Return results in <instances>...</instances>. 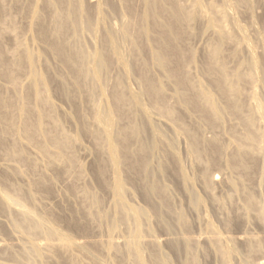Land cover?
<instances>
[{"label":"bare ground","instance_id":"bare-ground-1","mask_svg":"<svg viewBox=\"0 0 264 264\" xmlns=\"http://www.w3.org/2000/svg\"><path fill=\"white\" fill-rule=\"evenodd\" d=\"M29 1L30 7H26L29 9L28 13H30V28H35L36 32H34L37 33L38 37L45 42L44 47L46 44L47 48L45 49L47 51L49 49L53 56H55L52 57L57 58V60L61 63L59 64L62 65L61 67H63L65 71L67 69V78L73 88V91L85 100L90 105L92 110L91 123L93 126L85 123V121L82 122V125L79 128L81 133H86L93 139L95 147H97L99 151H102L104 153L103 156H105V159L100 160L96 166V176L102 187H106L113 198V202H111L113 203L112 207L114 210L111 213L113 214V219L111 218L112 221H110L113 223L111 224L109 222L110 226H107L109 231L106 235L109 237L114 230L115 231L113 233L116 234V230L120 229L119 226L122 227V229H125L127 235L125 237V233H121L122 230H117V232L119 231L120 234H123V240H120L122 241V247L119 245L120 241L117 240L118 243L114 242L115 239L112 240L110 237H107L106 241H101L100 239L99 241L97 240L94 242L75 240L71 234L59 228L57 225V221L60 219L59 216L54 215L53 212H43L45 211L44 209H41L42 212L38 211L37 206L39 204L36 205L35 203V200H37L35 198H37V196H34L35 193H33V190H39V192L41 190L49 192V183L47 184L49 180L45 184L42 177L38 176V178L31 183L26 181L28 185L30 184V186L25 188L27 190H24L25 186L21 187L13 184L15 181L12 183L9 180L11 177L8 178L9 176L7 177L6 175H1L0 173V179L2 182V185H0V211L4 214H8L7 220L9 219L8 221L10 222L6 220V227L11 224L10 229L17 233V235L14 232H11L10 234H12V236L14 235V237L15 235L21 237L22 240L24 239V243L21 242L22 245L18 248L20 249L19 251L11 248L13 245L5 246L4 244H0V253L6 257L5 259H7V257L10 259L11 262L9 264H47L45 261H50V259L56 260L59 264H81L80 262L84 259L87 261V263L82 262L84 264H122V260H118L119 262L117 263L110 260L108 261L110 258L106 260L104 256L110 252H114L116 255L121 257L120 259L124 258L130 263L146 264L143 253L145 254L147 249V253L149 252L148 255L151 260L150 264H170V261L161 251V246H159L160 243H158L160 241L154 238L155 240H152L155 242H153L151 237V242H146L145 240V235L149 233V230L144 227V224L148 223L149 220H153L152 218L149 219L150 212L155 213L154 215L162 212H158L159 208H161L160 210H163V208L164 210H167L169 214L172 215L174 223L181 228L182 232H184L182 237L180 235V241H178L179 238L177 241H173L171 239V243H168L170 242V239L167 241V243L170 244L173 250L178 254L180 253V249H182L186 254L184 260L182 261L181 259V264H200L197 262L193 251L194 247L200 244V240L202 238L198 237H200L203 232L197 238H192V236H190L191 234L188 235V232L190 231V223L188 222L184 211L182 210L181 212L173 209L175 207H172L170 203L168 188L164 182L162 183V179L160 180L158 176L161 175V172H164L165 170L167 171L168 169V165L165 160L166 157L161 158L159 162L156 161L157 163L155 164H159L157 172L154 173L151 168V161L154 158L153 156L158 151L160 152L159 149L161 146H165L167 151L169 150V153L173 156L170 157L174 159V170L176 174H178L177 177H179L182 183L181 186L183 185L182 187H184L183 189L185 190L188 189L186 192L189 197L188 201H190L189 203L192 205L190 207L198 209L205 203L201 204L202 199L199 198L200 196L198 197V195L194 194L195 192L189 190L192 184H190V179L187 178L188 175H185L180 165L181 163H179L180 160L178 161L177 159V157L179 158V155L176 153V156L174 152V142L177 137L174 139V137L172 138L170 135L171 139H169L170 137L167 138L165 135L166 132L164 133L166 129L162 130L161 126H158L160 123L158 125L156 124L157 119L153 122L152 119H154V116H150L153 110L150 112L149 107H147L148 104H144L148 101L145 102L144 99L142 101L143 96L150 99L152 105L149 106L156 108L158 113L156 116H162V118L165 117L167 120L165 121L169 123L168 126L173 130L172 132L175 133L174 136H180L179 138H181V134H183L185 135L184 138H188L190 156H193V158L195 157L196 161H199L197 159H201V157L204 156V153L209 154L210 152H213L218 155L221 151L224 152L225 149L223 145L224 143L221 141L223 143L222 144L217 137L214 136L210 139H205L202 136V124L212 130L218 127L222 128V126L224 128L226 123L224 125L222 124L224 123L225 118H229V120L233 118L236 120V122L234 120V124L236 123L235 125L229 126L231 135L230 143L234 146L230 166H232L233 169L238 171L240 170L243 175L240 179L238 178L239 181L237 182L227 179L226 184H228L233 192H236V190H240V187L237 186V183L240 182L241 190L245 193V204H243L245 212H252L251 214L254 213L259 220H263L264 205L262 206L260 203L257 204L254 193L246 189L245 181L252 177L251 174L256 167L257 157H262L264 160V147L262 145V140L264 139V131L262 129L264 125V105L258 97L259 94L255 88V84L258 81L262 83V86H264V73H261L260 76L257 75L259 66L257 63L258 61L254 55L255 53H253L254 51L251 50V47L247 42H245V44H247L245 48L249 50V56L246 60L240 62V64L236 66L237 68L233 70L229 69L224 60V43L226 41H231L232 37L231 30L228 28L230 30L229 31L225 27L226 20L228 19L227 17L230 14L227 13L228 10L226 11L227 6L228 8H230L229 6L231 4L239 6L246 3L245 0H232L231 4H228L227 6L223 5L225 7L218 9L214 3H211L212 1L208 2L205 0H188L189 3L191 2V7H188V4L183 3L185 0H142L143 10L141 12L139 11L140 13L136 11V7L134 8V4L132 3L133 0H121L122 3L120 4L124 5L123 7H125L126 13L123 11L124 13L122 14L120 11V16H124L125 14V17H122L123 19L120 20L121 22L119 21L120 24L117 23V27L113 26L112 23H107L111 26L105 29L104 35L102 34L103 38L100 39L101 41L99 44L92 42L94 45L92 49L90 47L91 50H87V47L84 46V35L88 33L93 35L92 37L96 39L98 28L100 26H104L106 23L105 20H108V17L104 14V4H108L106 6L111 5L110 7H113L111 2L112 0ZM225 1V3H229L231 0ZM14 2L17 4L18 0H14ZM19 2L21 3V0ZM11 6L13 7V5ZM43 7H45V9L49 8L48 10L51 11V13H49L51 14V19L49 21L50 24L46 21V10L44 11ZM106 9L108 8L106 7ZM105 12H107V10ZM9 14H11V12ZM202 14L204 15L206 27L213 29L214 32L212 33H215V40L212 45L210 44L211 47L208 52L209 54L207 53V58L204 61L206 62V66L204 65L205 71H203L208 75L207 77H209V85L207 86L201 82L202 80H193L191 78L193 76H190V72H188V63L194 62L193 58L195 55L184 45V40L187 38L186 30H188V28L197 18H199L200 15L203 16ZM8 24L12 25L10 23ZM114 24L116 25V23ZM3 27L0 26L1 79L3 77V79L7 82L6 84H8L12 91H14L16 90L17 82L19 83V81H17L18 73H16V71L25 69L26 73L24 74H27L25 76L28 78L27 81L29 80V83L31 84V86H29V84L28 86L31 87L30 89L32 90L31 98L33 102L30 103V101H28L25 97L21 96L22 100L19 98V101L16 102L17 100H15V102H22L16 104L14 100L12 101L9 99L11 97H6L5 94L2 93L3 91H0V151H2L4 155L6 154L8 157L13 158V160L19 159L26 163L29 167L36 168L37 163L34 158L30 156V154L29 156L33 159L28 157L20 146V141L24 140L25 145L27 143L28 146H33V149L35 147L36 149L34 150H37L36 152L47 158L48 166L52 167L56 164L57 167L58 164L70 166L75 160L73 146L78 142V135H71L69 132L67 133L65 128L62 127V123H60L61 120H59L60 116L57 114L58 109L56 110V107L54 108V102L51 101L52 98L48 88L50 77L46 76L47 74L45 75L42 73L41 70L40 72L38 70L40 67L37 68V64H39L38 62L40 59L44 58V52H36L38 50H32L29 46L28 48L23 40H21L22 38H19V40H16V48H14V51L11 50L12 55L10 57V61L6 56L7 52L3 47L4 39L2 38L1 40V36L4 32H10L11 35V32L14 30L12 26L11 28L6 29ZM240 29L241 28L239 27L238 30L242 32V29ZM98 33L101 32L99 31ZM14 34H12L11 37H13ZM15 38L18 37L15 36ZM15 38L13 37V39ZM242 42L244 43V40H242ZM122 43H127L131 50H133L136 54H140V51L147 49V52L150 53L151 57V59L149 58L151 60L150 65L153 64V66H156L158 69L157 71L160 70L164 77L159 76L161 77L159 78L156 75V77L150 75V69L146 66L149 61L145 63L146 61L138 60V63L140 62L138 70L140 73L138 75L140 78L139 81H141V84H139L140 86L142 85V88L137 89L141 90L140 92L131 91L133 87L130 86L131 83L128 81L130 83L129 87L132 89L128 88L127 79L132 74L131 71H133L131 62L129 61L132 56V52L129 53V50L126 49L128 51V55H131L127 57L121 49L127 47L125 44L124 47H122ZM11 51L9 50V53H11ZM137 57L139 58V56ZM135 62L137 61L135 60L134 63ZM113 66L119 68V70L116 68L117 74L120 72L114 77L111 76L112 71L110 74V70ZM148 67L153 68L151 66ZM161 73L158 74L161 75ZM162 78H165V83L168 82V85L169 81L171 84L173 82V85H170L174 88V90L172 89V95L176 100V105H174L173 102V105L170 104V99L167 101V94L165 95V84ZM65 81L66 80L61 81L62 84L61 87L58 88V91L67 97V95L71 94V87L68 85V82ZM108 82L111 83V89L109 91L106 89L108 86L105 87ZM247 84L251 85V91L249 90L250 92L248 91V94L244 91L246 88L245 85ZM87 85L88 87L87 89L85 88V93L82 94V92H84V86ZM6 88L8 89V87ZM17 93L15 97L20 95H17ZM72 98L75 97L73 96ZM179 110H183L185 114L186 111L194 113V115H197L196 119L199 120L200 124L196 123L197 125L195 124L189 126L183 121L181 113L184 112L182 111L180 113ZM139 114L140 117H138ZM69 115L71 116L72 114H68V116ZM141 116H143V122H139V119H137V117L142 119ZM45 121L49 122V127L45 125ZM237 127L240 128V131H237ZM6 135L13 136V141L9 140L10 143H8L5 139ZM231 145L229 146L231 147ZM229 146L227 144L226 147L230 148ZM167 151L165 152L167 153ZM159 154L162 155V152L158 153V155ZM164 156H167V154ZM10 158L8 160H10ZM168 161L170 162V160H167V162ZM263 163L260 164V167L262 165L264 169ZM6 166L7 164L5 167ZM16 166L15 168L17 169ZM8 167L6 169L11 171ZM19 169L20 168L18 167V170ZM108 170L110 171L109 175ZM14 172H16V170ZM14 172H12V174ZM126 172L131 175L133 174V176H136L142 181L140 191H142L144 197L149 203V207L147 206L148 208L145 206L136 207V205L134 206L133 203H129L127 201L128 198H126V196H128V194L126 195V193L129 189L127 190L126 184L127 180L130 178ZM19 173L22 172L20 171ZM17 175L19 174H16V176ZM209 175L207 170H204L202 173L203 184L207 188H211V185L213 184L215 185L216 181ZM21 176L23 175L21 174ZM131 179L135 178L131 177ZM187 185L190 187H187ZM88 192L89 191H87V193ZM90 197V208L84 212L85 217L89 220H98L97 222L99 223V221H102L105 216L103 215L104 210H102L101 214L98 213L100 210L97 212L98 206L101 203V198H99L98 195L96 196L93 194ZM152 197L159 198V202H157L158 205L154 204V201H151L153 199ZM229 197H232V195ZM108 213L105 214L109 216L110 213ZM205 214L206 213H204V215ZM161 215L162 213L160 216ZM107 216L105 218H107ZM79 219H76V217L69 218L67 219V223L69 227L85 233L88 228L86 224H83V222ZM161 219L165 220L163 218ZM199 219L201 220V218ZM106 220L104 222H107ZM208 221L205 222L206 225ZM98 223L96 226H98ZM165 223L163 226H165ZM228 223V225H230L229 221ZM170 224L171 222L168 226H170ZM171 225L173 226V224ZM210 225L211 224H209V226ZM160 226H162V224ZM172 226H170L171 229L173 228ZM170 227L167 229L171 230ZM207 229L209 230V233H207V231L204 232L208 235L210 234V236H201L204 237L202 240L210 243V248H214V250L210 249V251L212 250L216 252L215 254L219 255L216 256L221 258L224 264L233 263L230 262L233 260L232 257H234L238 251V248H236L237 243L243 242L244 244H240H246L247 251L249 252H261L264 248V241L261 240V238L254 239L249 236L250 238L247 240L245 239L247 238L246 236H244L245 238H242L238 235L235 238L229 237L230 239L226 241V239L220 236L222 234L218 235L219 232L216 233V228L214 229L213 225L209 228L207 226ZM169 230L165 232H168ZM151 233L152 231L149 235L152 236L153 233ZM114 234L111 235L114 236ZM18 237H15L17 238V241ZM38 238L43 239V241L37 240ZM18 242L20 243V241ZM144 249H146L145 252ZM110 254L112 256V253ZM111 260L115 261L117 259L114 258ZM246 261H248L247 264L254 263L252 260L251 262L250 260ZM255 263L257 264V262ZM0 264L4 263H1L0 261Z\"/></svg>","mask_w":264,"mask_h":264},{"label":"rangeland","instance_id":"rangeland-1","mask_svg":"<svg viewBox=\"0 0 264 264\" xmlns=\"http://www.w3.org/2000/svg\"><path fill=\"white\" fill-rule=\"evenodd\" d=\"M19 1L20 0H18L19 4L16 2L19 6L17 4H15L14 0H1V3H0V9H1L0 10V16H1L0 17L1 18L0 19V21H1L0 26L1 27L5 26V27H3L5 29L11 28V26H12V28L14 30L13 32L15 33L14 34L13 32H11L12 34H14L13 37L14 38H15V36L18 37V38L13 39V37H11L12 34L10 35V32H4L5 34L3 33V35H2L3 37L1 36V40H2V38L4 39L3 40V47L5 48V50L7 52L6 56L11 61L10 57L12 55V51H14V48H16V40H19V38L20 39L22 38L21 40H23V42L26 44V46L27 47L29 46L30 49L31 48H32V50L36 49V50H38L36 52H40V53L44 52V54H43L44 56L42 55L44 58H41L42 60L40 59V61L38 62L39 64H37V68L40 67L38 70L39 71L41 70L42 73H44L45 75L47 74L46 76L50 77L48 88H49L50 95L52 98L51 101L54 102L53 104L55 105V106L54 105L53 106H54V108L56 107V110L58 109L57 114H58V116H60L59 117V120H61L60 123H62L61 125L63 128H65L67 133L69 132V134H71V135H78V142H77L78 144L76 143L73 146L75 160L72 162V164L70 166L67 165L69 167H67L64 164H62V165L58 164V167H57V164L50 167V166H48L47 158L45 156L36 152L37 150L36 151L34 150V149H36L35 147L33 149V146L30 147V145L28 146L27 143L25 145L24 140H22V141H20V146L22 147V149L24 150V152L26 153V155L28 157L32 156L34 158V160L37 163L36 164L37 167L31 168L28 165H26V163H24L23 161H21L19 159H18L19 161L17 159L13 160V158L8 157L6 154L4 155L3 152L0 151V173H1V175H6L7 177L9 176L8 178L11 177L9 180L12 183H13V181H15V183H13V184L19 185L21 187L25 186L24 190H27L25 188L26 187L28 188L30 186V184L28 185V183L33 182L36 178H38V176L42 177L45 184L49 180L47 182V184L49 183L48 186L51 188V189L49 188V192H44L42 190L39 192V190L38 191L33 190V193H35L34 196H37V198H35L37 200L34 199L35 203H36V205L39 204L37 206L38 211L42 212L41 209H44L45 211H43V212H46V213L47 212H49V213L53 212L54 215L59 216L60 219L57 221V225L59 226V228L68 232L69 234H71L75 240L94 242L97 240L99 241V239H100L101 241H106L107 237H108L106 234L109 231L108 227L110 226V223H111L110 221H112V219H113L112 218L113 214H111L114 211L113 207H112L113 203H111V202H113V198L111 197L112 195L109 192V190L106 187L105 188L102 187V185L99 183L97 176H96V166L100 160L105 159V156H103L104 153L102 151H99V149L97 147H95L93 139L89 135H87L86 133L85 134L81 133L80 128H79V127H81L82 122H85V121H86L85 123L89 124L90 126H93V124L91 123V114H92L91 111L92 110L90 108V105L85 100H83L80 96H78L77 93H75L73 91V88H72V86L69 83L68 78H67V69L65 71L64 68L61 67L62 65H60L61 63L57 60V58H53L55 56H53V54L49 51V49H48V51L45 49V48H47L46 44L44 47L45 42L41 38L38 37L37 33H35L36 32L35 28L34 27L30 28L31 24H29V23H31V19L29 17L30 13H28L29 12L28 8L30 7L29 6L30 1L29 0H21V3ZM133 1H132V3L134 4V8L136 7L135 8L136 11L138 13H140L143 10L142 0H133ZM205 1H208V2L212 1L211 3H214L216 5L217 9L225 7L223 5L227 6L228 4H231V2H232V0L231 1L229 0L230 2L227 1L229 3H225L226 2L225 0H224L225 2L223 0H205ZM245 1H246V3H243L239 6L231 4L229 6L230 8H228V6H227V9L225 8L226 11L228 10L227 13L228 14L230 13L229 16L227 17L228 19L226 20V26L225 27L227 29L229 28L231 30L232 37H231V41H226L224 43V49H225L224 60H225V63L229 69L233 70V69L237 68L236 66H238L240 64V62L246 60L247 57L249 56V54H248L249 50H247L245 48L247 46V44H245V42H247L249 44V46L251 47V50L254 51L253 53H255L254 55L257 58L256 60L258 61L257 63L259 65L257 75L260 76L261 73H264V0H249V1L245 0ZM111 2H112L113 7H110L111 5L106 6L108 4H104L105 11L107 10V12L104 11V14H105V16L108 17V20L107 19L105 20L106 23L104 24V26H100L98 28L97 33H96V39L94 37H92L93 35H91V34L87 33L84 35V37L86 38L85 39L83 37L85 40L84 46L87 47V48L85 47L87 50H91L93 48L94 44L92 42L99 44V42L101 41L100 39L103 38L105 29H107L111 26V25L110 26L108 25L109 23H112L113 26L117 27V23L120 24V22H121L120 20L123 19L122 17H125V14H124V16H120L121 15L120 11L122 12V14L125 12V7H123L124 5L120 4V3H122L121 0H118V1L112 0ZM114 2H116V3H114ZM183 3L188 4V7H191L190 6L191 2L189 3L188 0L183 1ZM3 4L5 7L3 6ZM11 5H13V7ZM26 6H28V8ZM115 6L118 8H116ZM2 7H3V9H2ZM106 7L108 9H106ZM104 8H103V10H104ZM48 9L49 8L45 9V7H43V10L44 11L46 10V12H45L46 13L45 16L47 15L46 21L48 24H50L49 21L51 19V14H49V13H51V11ZM10 12H11V14H9ZM200 16H199V18H197L198 20L196 19L193 22V24L188 28V30H186L187 38H185V40H184L185 41L184 45L186 47H188V49L191 52H193V54L195 55L194 56L195 59L193 58L194 62L188 63V72H190V76H193L191 78L193 80H197V79L199 81L202 80L201 82L207 86V85H209V79H208L209 77H207L208 75L205 74V72H204L205 71L204 68L206 66V62H204V61L206 60L207 55L209 54L208 52L210 51V47L215 40V37H214L215 33H212V32H214L213 29L206 27V25H205L206 22L204 21V15L201 16V18L203 17L202 19L200 18ZM116 20H117V22H116ZM1 23L2 24L4 23V24L2 25ZM8 23H10L12 25H9ZM114 23H116V25ZM239 27L242 29V32H240L238 30ZM33 28H34V30H33ZM206 29H210V30H206ZM99 31L101 33H98ZM101 35H102V37H101ZM94 39H95V41H94ZM90 40H92V41H90ZM242 40H244V43L242 42ZM14 43H15V46H14ZM91 43H92V46H91ZM124 44L127 48L124 47ZM121 46L124 47L125 50L128 49L129 53L132 52L131 53L132 56L128 55V53H127L128 51L126 50V52H125L124 48H121L122 51H124V54L127 55V57L131 56V58L129 57L131 60L129 58L128 59L132 65L133 71H131V72H132L133 76L131 74L127 79V82L129 81L131 83V84L129 82L127 83L128 88L129 89L131 88V87H129V84H130V86L133 87V89L131 88L132 89L131 91L140 92L141 90H137V89L142 88V85L140 86L141 81H139L140 78L138 75L140 73L138 71L139 66H140V64H139L140 62L138 63V60L139 61H146L145 63H147L149 61L146 66L151 71L150 72L148 69L150 75H152L154 77H156V76L162 77L163 76V74L161 73L160 70L157 71L158 69L156 66H153V64L150 65L151 57H150V53L147 52L148 51L147 49H145L146 51L143 49L142 51H140V54L139 53L136 54L133 52V50H131L130 46L127 45V43H122ZM90 47H91V49H90ZM9 50L10 51L12 50L11 53H9ZM134 54L139 56V58L137 56H135ZM141 58H142V60H141ZM12 59H13V57H12ZM135 60L137 61V62H135L136 64L134 63ZM148 66H151L153 68H150ZM114 67L115 66H113L110 70V74L112 71V74H111L112 77H114L115 75H118L120 73L119 72L117 74L116 68H118V67H115V68ZM24 70L25 69L16 71V73H18L17 74V81H19V83L17 82L16 90H14V91H12V89L8 86V84H6L7 82L5 81V79H3V77L1 79V76H0V91L1 92L3 91L2 93L5 94L6 97L7 96L11 97V98H9V97L8 98L11 99L12 101L14 100V102H15V100H17L16 102H18L19 98H21V100H22V97H25L28 101H30V103H32L33 102L32 98H31L32 97V90L30 89L31 87H29V86H31V84L29 83V80L27 81L28 78L25 76L27 74H24V73H26V70H25V72H24ZM118 70H119V68H118ZM64 72H66V73H64ZM152 72L154 75L152 74ZM158 73H161V75H159ZM18 75H19V77H18ZM61 76H63V77H61ZM64 76H66V77H64ZM161 77H159V78H161ZM162 79L164 80L165 78H162ZM59 80H61V81L66 80L65 82H68V85L71 87V88L69 87L71 89V92H70L71 94H69L70 96L67 95V97H66V95L59 93L58 88H60L61 84H62V82ZM165 82H166V80H164L165 92H166L165 95L167 94L166 99H167V101H169V99H170V101H171V103L169 102L170 104L173 105V103H174V105H176L177 104V103H175L176 100H175V98H173V95H172L174 88H172L171 85H173V82L171 84V82L169 81V85H168V82L167 83H165ZM28 84H29V86H28ZM256 84H255V88L257 89V92L259 94L258 97L260 98L261 102L264 105V86H262V83L259 81L256 82ZM6 87H8L9 90ZM27 87H29V88H27ZM87 87H88V85L84 86V90H83L84 92H82V94L85 93V90L87 89ZM105 87H107L106 89L109 91L111 89V83L108 82V84H106ZM245 87L246 88L244 89V91H245V93L248 94V91L249 90L251 91V89H250L251 85L247 84V85H245ZM6 89H7V91H6ZM4 90H5V93H4ZM15 92L16 93L18 92L17 95L18 94H20V95L15 97L16 96ZM72 94L75 98H72L73 97ZM170 94L172 97L170 96ZM71 98H72V100H71ZM143 99L145 102L148 101L147 103H144V104L145 105L148 104L147 107H149L150 112H151V110H153V112L150 114L151 117L154 116V119H152L153 122H155V119H157L156 124L158 125L160 123L158 126H161L162 130L166 129V131H164V133L166 132L165 133L166 137L167 138L170 137L169 139H171V136H172V138L174 137V139L177 137V139H175V142H177V141L178 142L177 143L174 142V149H175L174 152H175V154L177 153L179 155L180 159L178 157H177V159H178V161L180 160L179 163H181L180 165H181L185 175L186 174L188 175L187 178L190 179V184H192V186L189 184L191 187L188 185H187V187H190L189 190H192V192H195L194 193L195 195H198V197L200 196L199 198L202 199L201 204L205 203L202 206L200 204V206L202 208L201 207H199L198 209L196 208L197 210L193 207H190L192 205L189 203L190 201H188L189 197H188V193L186 192L188 189L186 187L187 190H185V189H183L184 187H182L183 185L181 186L182 183H181L179 177H177L178 174H176V172L174 170L175 169L174 168V162H173L174 159L171 158L173 156H171V153H169L170 151L169 150L167 151L165 146H161L159 149L160 152L158 151L155 154L156 157H155V155L153 156L156 160L153 158L154 160L152 159V161H151L152 162L151 165L154 168L156 166V168L154 169L152 166H151V168L153 169L152 171L154 173L157 172L159 164L156 165L155 163L159 162L161 158L166 157L165 160H166V163L168 165V169H167V171L165 170L164 172H161V175H158V176H159L160 180L162 179L161 180L162 183L164 182V184L168 188L170 203H171L172 207H175L173 209L179 210L181 212H182V210L184 211V214L186 215L187 220L190 223L189 224L190 225V229H189L190 231L188 232V235L191 234L190 236H192V238H197L203 232V234L201 236H204V237L206 235L210 236V234L208 235L204 231H207V233H209L207 226L209 228L210 226L213 225L214 229L216 228L215 229L216 233L219 232L218 235L222 234L220 236H222L224 239H226V241L228 239H230L229 237L235 238L238 235L241 236L242 238H245L244 236H246L247 238H245V239H247V240L250 237H252L254 239L255 238H258V239L261 238V240L264 241V239H263L264 238V218H263V220L262 219L259 220L255 216L254 213L251 214L252 212H248V213L245 212L244 205H243V204H245V193H243V191L241 190L240 182L237 183V186L240 187L241 191L237 188L238 190H236V192H233L231 190V188L228 186V184H226L227 179L228 180L231 179V180H234L235 182H237V181H239L238 178L240 179L241 176L243 175L240 170L238 171L236 169H233L232 166H230L231 165V155H232L234 146L231 145V143H230L231 142V135H230V131H229V126L236 124V123L234 124L235 119L232 118L229 120V118H225L224 123L222 124V125H224L226 123V125H224L225 129L221 125L223 129L218 127L216 129H212L214 131H212L210 128H208L207 126L202 124L203 126H201V131H202L201 133H203V135L202 134L201 135L205 139H210L214 136L217 137L220 142L222 141L224 143L223 144L221 142L224 145V148L227 150H225L223 148L224 152L221 151L218 155L214 154L213 152H210L209 154L204 153V156H202L201 159H197L199 161H196L195 157L193 158V156H190L191 154H190L189 148H188V146H189L188 138L187 137H186L187 139L184 138L185 135H183V134H181V138H179L180 136H174L175 133H173L172 132L173 130L168 126L169 123L166 122L167 120L165 119V117H163L164 118L163 119L162 116H156V115H158L156 108H154L153 106L152 107L149 106V105H152L150 99L148 97L146 98L145 96L142 97V101H143ZM149 101H150V103H149ZM21 102L22 101H20L19 103H21ZM19 103H16V104H19ZM38 106H39V104H38ZM154 110H155V112H154ZM182 111L183 110H181V111L179 110L180 113ZM155 113H157V114H155ZM68 114H72V115L68 116ZM181 114L183 117V121L186 124H188L189 126L195 125L196 123L200 124L199 120L196 119L197 115H194V113H192L190 111L189 112L186 111V114H185V112L181 113ZM189 114H191V115H189ZM138 117H140V114L138 115ZM138 117H137V119H139L138 120L139 122L144 121L143 116H141L142 119H140ZM158 120H159V122H158ZM164 122H166V123H164ZM235 122H236V120H235ZM45 123H46L45 125H47V127H49V125H50L49 122L45 121ZM262 129L264 131V125H263ZM237 131H240V128L237 127ZM167 134H168V136H167ZM263 134H264V132H263ZM5 139L8 143H10L9 140L13 141L14 138H13V136L6 135ZM187 140H188V142H187ZM227 144H228V146L231 145V147L229 146L230 148H227L226 147ZM262 145L264 147V139L262 140ZM165 151H167V153ZM161 152H162V155L167 154V156L163 155L164 156L163 157L161 154L158 155V153H161ZM230 152H231V154H230ZM29 154H30V156H29ZM177 154H176V156H177ZM157 156H158L159 160H158ZM6 157H7V159H6ZM32 157H30V158L33 159ZM169 157H170V159H169ZM9 158H10V160H8ZM167 160H170V162L168 161L169 162L168 163ZM14 161H16V162H14ZM263 161L264 160L262 159V157H257L256 167L254 168V170L251 174L252 177H250L249 180L245 181L246 189L251 191L252 193H254V196L257 200V204L260 203L262 206L264 205V173H263L264 169H263L262 165L260 167V164H262ZM6 164H7V166L5 167ZM16 165H19V166H16ZM169 165H170V167H169ZM263 165H264V163H263ZM15 166L17 167V169L15 168ZM7 167H8V169L10 168L11 171L7 170L6 169ZM18 167L21 170L20 169L18 170ZM13 168H14V170H13ZM15 170H16V172H14ZM204 170H207L208 175L210 174L209 176L216 180L215 185L214 184H213L214 186L211 185V188L210 187L207 188L203 184L204 182L202 179V173ZM20 171L22 173H19ZM12 172L15 173V176H14V173L12 174ZM109 173H110V171L108 170V175H109ZM16 174H19V175L16 176ZM21 174L23 176H21ZM127 175L130 178L129 180H127L128 185L126 184L127 190L128 189L130 190V191L128 190L126 193V195L128 194V196H126V198H128L127 201L129 203L130 202L133 203V205L134 206L136 205V207L137 206L138 207H144L145 206L146 208H148L149 203H148L147 199L144 197L142 191H140L141 190L140 187L142 186V181L139 180L136 176H133V174L131 175L130 173H127ZM193 176L195 177V179ZM131 177L135 178V179H131ZM16 182H17V184H16ZM0 185H2L1 179H0ZM193 186H194V188H193ZM205 189H206V191H205ZM207 190H208V192H207ZM35 191H37V192H35ZM87 191H89L88 192L89 194L87 193ZM36 193H37V195H36ZM86 193L90 196L92 194L96 195V196L98 195V197L101 198V203L98 206L97 212L100 210V212H98V213L101 214L102 210H104L103 215H105L104 219L105 220L107 219L106 220L107 222H104L105 221L104 219H102V221H99V223L97 222L98 220L94 221V220L86 219L84 212H86L88 210V208H90L89 206H90V201H91V197L88 196ZM94 193H96V194H94ZM231 195H232V197H229ZM152 198H151L152 199L151 201L152 202L154 201L153 203L158 205L157 202H159V198H156V197L155 198L152 197ZM239 203H241V204H239ZM109 207H110L111 211L109 210ZM160 209L161 208H159L158 212L162 211L161 216H160L161 213L160 214L157 213L156 215H154L155 213H152L149 211L150 212L149 214L150 215L152 214L151 216L149 215V219L152 218L153 220H149L151 225L148 221V223L144 224V227H146V229L148 228L149 233L152 231V233H153L152 236H154V237H152L151 235H149L148 232H146L148 234H146L145 236L149 240L146 238H145V240H146V242H151L150 237H151V240L154 238L157 239L158 241H160V242H158L156 240L158 243H160L159 246H161L160 248H161L163 255H165L167 257V259L170 261V264H181V262L184 260V257L186 254L183 252L182 249H180V253L178 254L176 251L173 250L171 245L168 243H171L172 240L177 241L178 238H179L178 241H180L181 237L184 235V232H182L181 228H179V226H177L174 223V219H173L172 215L169 214V212L167 210H164V208H163V210H160ZM104 212L105 213L109 212L110 213V214L108 213L109 216H107V214H105ZM242 212L243 213L245 212L244 215ZM204 213H206V214L204 215ZM3 214L4 213H2L0 211V221H1L0 222V230H1L0 231V244H4L5 246L13 245V247L11 246V248H14V250L16 249V251L17 250L19 251L20 249H18V248H20V246L22 245L21 242H23L24 239L22 240L21 237L16 236L17 233H15L12 229H10V226H11L10 223H7L10 225H7V227H6L5 222H7L9 220V219L7 220L8 214H4V215ZM247 214H249V215H247ZM106 216H107V218H105ZM156 216L158 218L160 217L159 219L163 218L165 220H162V219L159 220ZM74 217H76V219L80 218L79 220L82 221L83 224H86L88 229L85 233L77 231L76 229L69 227V225L67 223V219L74 218ZM108 218H109V220H108ZM199 218H201V220ZM229 218L231 221L229 220ZM1 219H3V220H1ZM226 219H228V220H226ZM205 220L206 221L210 220L207 222V225L205 223L206 222ZM2 221H4V222H2ZM228 221L230 222V225H228L229 224ZM8 222H10V221H8ZM170 222H171V224H173V226L170 224V226L173 227L172 229L170 226H168ZM97 223H98V226H96ZM164 223H165V226L170 227L171 230L167 229L168 227L163 226ZM208 223L211 225L209 226ZM161 224H162V226H160ZM205 227H206V229H205ZM119 228L120 229H117V230H119V231L122 230L121 233L124 232L125 233L124 236L126 237L127 233L125 232V229L124 228L122 229V227H120V226H119ZM106 229H107V231H106ZM117 230L115 232L116 234L113 233L115 230L111 233V234H114V236L111 234L109 236L110 239L116 240V241L114 240V242H117V240L118 241L123 240L122 236L124 233L120 234L119 231L117 232ZM167 230H169V231L165 232ZM11 232H14L16 234L15 237H18V241H20V243L16 240L17 238H15L14 235L12 236V234H10ZM180 233H182V234H180ZM242 233H243V236H242ZM180 235H181V237H180ZM201 236L198 238L203 239L204 237H201ZM125 237H123V238H125ZM40 239L41 238H38L37 240L43 241V239H41V240ZM169 239H170V242L167 243V241H169ZM202 239L200 240V244H198V246L194 247V251H193V254L196 257L197 262L200 264H224L222 259L216 256L218 254H215L216 252L212 251V250H214V248L213 249L210 248L211 247L210 243L206 242ZM154 240H152V241L155 242ZM3 241H4V243H3ZM6 243H7V245H6ZM240 243L244 244L243 242H240ZM240 243L236 244L237 245L236 248H238L237 249L238 253L236 252L237 255L235 254L234 257H232L233 260H231L230 263L233 262L232 264H247L248 261H246V260H250V262L252 260V261H254V263L257 262V264L264 263V248L262 250L263 252L262 251L256 252V253L255 252H249V251H247L246 244L242 245ZM119 245H120V247H122V241H120ZM210 249H212V250L210 251ZM145 250L146 249H144V252H145ZM147 251H148V249H147ZM147 251L145 252V254L143 253V255L145 257L146 264H150L151 260L149 258L150 256L148 255L149 252L147 253ZM196 251H198V252H196ZM110 253H112V256ZM110 253H109L110 255L107 254L108 256L105 255L107 258L104 256V258L106 260L108 258H110V259H108V261L110 260V261L117 263V262H119L118 260H122V264H123V262H124V264H132L133 263V262L130 263L129 261L125 260L124 258L120 259L121 257L116 255L114 252H110ZM0 255H1L0 256L1 263H4V264L8 263L9 264L11 262L8 257H7V259H5L6 257L2 253H0ZM235 256H238V257H235ZM113 257L117 260H115V261L111 260V259H114ZM181 259H182V261H181ZM45 262L47 264H59L54 259L53 260L50 259V261L46 260ZM82 262L87 263L86 259H84ZM82 262H80V263L84 264ZM244 262H246V263H244Z\"/></svg>","mask_w":264,"mask_h":264}]
</instances>
